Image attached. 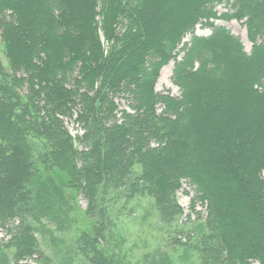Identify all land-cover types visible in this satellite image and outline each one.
Returning <instances> with one entry per match:
<instances>
[{"label": "trees", "instance_id": "trees-1", "mask_svg": "<svg viewBox=\"0 0 264 264\" xmlns=\"http://www.w3.org/2000/svg\"><path fill=\"white\" fill-rule=\"evenodd\" d=\"M223 2L232 10L219 14ZM215 19L244 21L251 52ZM200 23L212 33L177 60ZM0 37V227L50 212L33 187L40 164L70 175L88 214L110 189L153 195L169 221L187 180L207 206L210 263L264 264V0H0ZM172 59L178 97L156 90ZM74 116L77 138L64 125ZM25 222L17 264L38 253ZM77 243L90 264L113 263L97 235Z\"/></svg>", "mask_w": 264, "mask_h": 264}, {"label": "rangeland", "instance_id": "rangeland-1", "mask_svg": "<svg viewBox=\"0 0 264 264\" xmlns=\"http://www.w3.org/2000/svg\"><path fill=\"white\" fill-rule=\"evenodd\" d=\"M215 9L219 14L232 10L227 2L217 4ZM214 23L231 30L241 39L246 51L251 52L253 43L248 37L244 21L215 19ZM211 33V27L204 23L198 24L194 32L183 39L177 60L182 58L183 45L189 43L194 34L209 36ZM0 60L7 63L1 37ZM175 65L174 59L163 65L156 90L178 97L181 90L173 79ZM117 102L120 109L129 108L127 98L117 97ZM64 125L74 138L83 134L75 116L64 118ZM75 145L80 150L85 147V143L78 139L75 140ZM40 168L33 187L37 195L41 193L48 197L50 212L37 218L27 210L23 212L24 217L14 218L0 227V264H17L14 261L15 247L11 239L20 232L17 227L21 226V220H26L25 224L32 226L33 234L38 240V253L37 257H27L19 264H36L37 259L40 262V255L49 256L55 264H90L87 257L77 249V239L83 233L98 236L112 259V264H212L207 259H210L211 253L207 255L203 250V240L208 235L207 206L199 200L192 203L196 191L187 180L175 193L183 214L167 221L162 217L153 195H141L139 192L130 195L127 191L115 193L110 189L99 196L95 208L88 214L89 199L70 185V175L67 172L57 168L46 169L42 164ZM248 214L246 210L245 215ZM247 225L249 228L253 227L250 223ZM99 226L102 228L100 236ZM251 264L260 262L254 260Z\"/></svg>", "mask_w": 264, "mask_h": 264}]
</instances>
